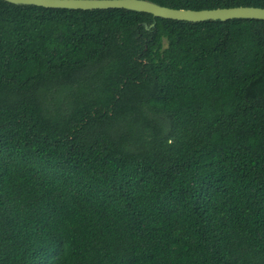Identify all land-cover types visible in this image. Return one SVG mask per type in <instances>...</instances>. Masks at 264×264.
Instances as JSON below:
<instances>
[{
	"label": "trees",
	"instance_id": "trees-1",
	"mask_svg": "<svg viewBox=\"0 0 264 264\" xmlns=\"http://www.w3.org/2000/svg\"><path fill=\"white\" fill-rule=\"evenodd\" d=\"M0 264H264V21L0 0Z\"/></svg>",
	"mask_w": 264,
	"mask_h": 264
},
{
	"label": "water",
	"instance_id": "water-1",
	"mask_svg": "<svg viewBox=\"0 0 264 264\" xmlns=\"http://www.w3.org/2000/svg\"><path fill=\"white\" fill-rule=\"evenodd\" d=\"M18 6H37L47 9L94 11L123 9L147 13L155 18L200 23L206 21L262 20L264 8L236 7L213 10H183L161 6L148 0H3Z\"/></svg>",
	"mask_w": 264,
	"mask_h": 264
}]
</instances>
